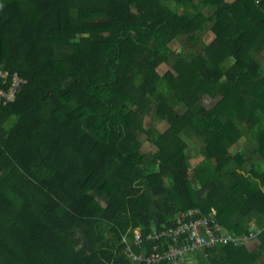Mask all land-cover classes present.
<instances>
[{
    "label": "trees",
    "instance_id": "obj_1",
    "mask_svg": "<svg viewBox=\"0 0 264 264\" xmlns=\"http://www.w3.org/2000/svg\"><path fill=\"white\" fill-rule=\"evenodd\" d=\"M0 71V264H147L194 208L242 237L196 264L264 262V0H0Z\"/></svg>",
    "mask_w": 264,
    "mask_h": 264
},
{
    "label": "built area",
    "instance_id": "obj_2",
    "mask_svg": "<svg viewBox=\"0 0 264 264\" xmlns=\"http://www.w3.org/2000/svg\"><path fill=\"white\" fill-rule=\"evenodd\" d=\"M0 74H2L1 71ZM21 80L18 74H14L11 87L8 90L0 89V99L15 98L17 86ZM253 228L255 224L252 225ZM253 230L251 234H254ZM137 236H140L139 230H137ZM152 236L163 237L160 243L163 249H156L150 254L132 253L130 256L133 259L146 260L147 264H157L162 259L166 260V264H196V259L193 257L195 251H201L217 243H237L242 240L241 236L221 226L214 218L201 214L197 208L177 214L174 224L149 235V237ZM158 245L156 244L155 247L157 248Z\"/></svg>",
    "mask_w": 264,
    "mask_h": 264
},
{
    "label": "rangeland",
    "instance_id": "obj_3",
    "mask_svg": "<svg viewBox=\"0 0 264 264\" xmlns=\"http://www.w3.org/2000/svg\"><path fill=\"white\" fill-rule=\"evenodd\" d=\"M211 31H208V33H205V38L209 41L210 36H211ZM171 46H173V48L175 49H180V42L179 40H174L171 42ZM160 70L168 68V65L166 63H162L160 65ZM208 101H210V99H208ZM145 125L146 126H150L152 125L153 127H155L157 129V131L162 132L166 129L167 123L164 119H154L151 115L149 117H147L145 119ZM186 132L183 133L188 145H187V152L189 153V155L191 156V164L196 165L199 161L202 160L203 155H201L200 153H198L200 146L202 145V141L197 138L194 134L189 135V134H185ZM142 140H143V145L142 148L144 150H149V149H154L156 150L157 147L154 143H152L149 140V134L146 133H142L141 134ZM240 146L238 145H234L231 147V150L233 152H235L236 150H238ZM258 264H264V262L258 261Z\"/></svg>",
    "mask_w": 264,
    "mask_h": 264
},
{
    "label": "crops",
    "instance_id": "obj_4",
    "mask_svg": "<svg viewBox=\"0 0 264 264\" xmlns=\"http://www.w3.org/2000/svg\"><path fill=\"white\" fill-rule=\"evenodd\" d=\"M208 33V32H207ZM211 36H210V39L209 40H211L213 37H214V33L213 32H211ZM207 40V39H206ZM208 41V40H207Z\"/></svg>",
    "mask_w": 264,
    "mask_h": 264
}]
</instances>
